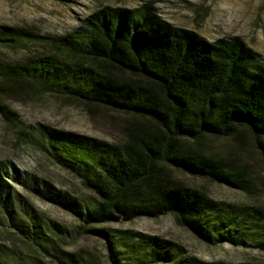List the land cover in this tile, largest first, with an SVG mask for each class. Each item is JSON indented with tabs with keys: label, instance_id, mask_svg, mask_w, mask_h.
I'll list each match as a JSON object with an SVG mask.
<instances>
[{
	"label": "trees",
	"instance_id": "1",
	"mask_svg": "<svg viewBox=\"0 0 264 264\" xmlns=\"http://www.w3.org/2000/svg\"><path fill=\"white\" fill-rule=\"evenodd\" d=\"M33 44L42 51H28ZM0 48L28 52L21 61L0 59L5 120L15 124L17 118L3 100L34 101L45 94L92 117L99 110L122 117L118 143L40 127L34 144L78 179L91 199L23 179L13 166L8 174L0 165V225L6 221L47 256L60 251L51 235L63 228L43 221L9 178L69 213L84 231L107 238L93 226L171 215L204 245L264 252L263 206L218 202L203 185L178 176L247 197L264 184L244 158L252 152L264 167V59L240 36L208 41L162 19L146 1L132 8L101 5L63 35L0 25ZM215 140L230 148H214ZM115 237L109 240L110 264H233L199 260L159 236L124 230ZM60 253L63 264H80L75 255Z\"/></svg>",
	"mask_w": 264,
	"mask_h": 264
},
{
	"label": "rangeland",
	"instance_id": "2",
	"mask_svg": "<svg viewBox=\"0 0 264 264\" xmlns=\"http://www.w3.org/2000/svg\"><path fill=\"white\" fill-rule=\"evenodd\" d=\"M146 1H152L161 18L174 26L195 30L208 41L238 35L264 59V0H0V25L32 27L36 33L44 36L63 35L71 32L85 15L101 5L132 8ZM28 51L36 54L42 51V47L33 44ZM26 56L28 52L22 49L0 48V59L21 61ZM1 104L17 118L13 124L0 114L1 167L9 174V168L13 166L23 179L32 182L33 178L45 180L55 190L89 201L91 193L82 187L80 181L55 164L32 140L39 135L37 130L40 127L49 126L67 133L118 143L122 136L119 127L122 117L101 110L92 117L81 106L66 105L50 94L34 101L8 99ZM212 144L219 150L230 148L225 141L215 140ZM244 158L253 164L254 170L264 181V167L257 156L250 152ZM178 176L191 184L203 185L205 191L218 202L264 207V184L259 185L255 196L247 197L235 189L180 174ZM7 182L16 194L32 205L43 221L63 228L64 232L51 235V238L62 253L75 255L80 264H110L106 259L109 240L118 231L124 230L165 238L181 245L186 254L203 261L222 260L233 264L264 262V252L250 246L235 248L230 244L207 246L200 243L188 231L176 225L171 215L93 226L106 231L110 235L108 238L84 231L69 213L57 205L39 200L28 187L24 189L20 186L24 182L14 183L9 178ZM60 251L55 254L56 257L47 256L37 246L26 243L6 221L0 225V264H63Z\"/></svg>",
	"mask_w": 264,
	"mask_h": 264
}]
</instances>
